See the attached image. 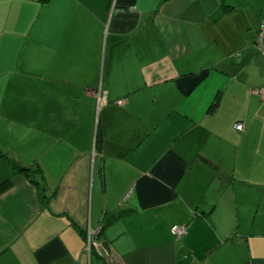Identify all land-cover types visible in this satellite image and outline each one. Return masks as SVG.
I'll return each mask as SVG.
<instances>
[{"label":"crops","instance_id":"crops-1","mask_svg":"<svg viewBox=\"0 0 264 264\" xmlns=\"http://www.w3.org/2000/svg\"><path fill=\"white\" fill-rule=\"evenodd\" d=\"M263 22L264 0H0V264H264Z\"/></svg>","mask_w":264,"mask_h":264},{"label":"built area","instance_id":"built-area-1","mask_svg":"<svg viewBox=\"0 0 264 264\" xmlns=\"http://www.w3.org/2000/svg\"><path fill=\"white\" fill-rule=\"evenodd\" d=\"M259 39L264 36V22L261 24L260 31H259ZM259 51L264 54V44L259 43ZM255 93L258 94L261 98L264 99V87L255 90ZM126 99H121L118 101V104H124ZM235 128L239 131H244L245 124L244 122H238L235 124ZM99 230H89L86 235V250L92 252L95 250L98 255L102 256V258H107L110 256V249H108L104 243L99 242L97 239ZM171 232L175 236L176 239L182 238L186 234V228L180 225H174L171 227Z\"/></svg>","mask_w":264,"mask_h":264},{"label":"trees","instance_id":"trees-1","mask_svg":"<svg viewBox=\"0 0 264 264\" xmlns=\"http://www.w3.org/2000/svg\"><path fill=\"white\" fill-rule=\"evenodd\" d=\"M43 1H47V0H43ZM97 147H98V149L102 148V140L99 138H98V142H97ZM12 166L16 171H22V172H26L29 174L32 172H37L38 175L41 173V168H40L39 164H36L35 167H31L29 165H23L20 163H13ZM12 184L13 183H12L11 179H5V180L1 181L0 182V194L3 193L4 191H6L7 189H9L12 186ZM98 257H100V256H98Z\"/></svg>","mask_w":264,"mask_h":264}]
</instances>
